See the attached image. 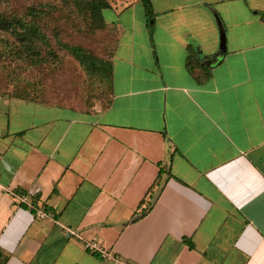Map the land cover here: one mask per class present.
Here are the masks:
<instances>
[{
  "label": "crops",
  "instance_id": "obj_1",
  "mask_svg": "<svg viewBox=\"0 0 264 264\" xmlns=\"http://www.w3.org/2000/svg\"><path fill=\"white\" fill-rule=\"evenodd\" d=\"M150 1L153 46L140 0L110 9L108 107L0 99V264H114L85 241L128 264H264V0ZM188 46L215 57L204 86Z\"/></svg>",
  "mask_w": 264,
  "mask_h": 264
},
{
  "label": "trees",
  "instance_id": "obj_2",
  "mask_svg": "<svg viewBox=\"0 0 264 264\" xmlns=\"http://www.w3.org/2000/svg\"><path fill=\"white\" fill-rule=\"evenodd\" d=\"M59 4H38L27 8L23 16H5L0 14V32L6 35L0 38V50L2 55H10L13 60L25 61L30 66L37 68L45 66L49 62L56 67L62 60L60 52L73 57L83 68L92 83L99 86H108L109 98L102 105L106 108L110 105V98L113 92L114 64L113 58L120 40L121 27L118 23H109L104 18V11L110 10L112 5L107 0H55ZM143 5L146 18L147 30L153 43L156 13L150 0H140ZM51 25L50 23H54ZM62 22L75 32L85 34L91 38L99 32L107 31L110 35L108 41L111 45L109 57H100L91 50L76 44L62 41L60 38V24ZM83 23V25L81 24ZM52 29V31H51ZM48 31H51L48 33ZM86 31V33H85ZM52 34V36H51ZM50 35V36H49ZM7 54V55H6ZM3 55V56H4ZM15 57V58H14ZM215 57H205L193 46L187 47L186 69L199 86L206 85L213 77V65ZM32 85V84H31ZM34 89L27 88L24 92H12L7 96H0V99H17L26 102L46 104L64 108L46 102L38 97L41 90L34 86ZM30 91L33 93L31 94ZM25 93V94H23ZM74 112L89 114L94 110H74ZM168 168H161L156 182V188L172 178ZM149 202L142 201L139 206L141 216H145L149 209ZM146 207L144 208V206Z\"/></svg>",
  "mask_w": 264,
  "mask_h": 264
},
{
  "label": "rangeland",
  "instance_id": "obj_3",
  "mask_svg": "<svg viewBox=\"0 0 264 264\" xmlns=\"http://www.w3.org/2000/svg\"><path fill=\"white\" fill-rule=\"evenodd\" d=\"M107 1L113 6L118 0ZM38 4L56 6L59 3L55 0H0V14L20 17L24 15L27 8ZM104 18L110 22L113 13L110 10L104 11ZM59 24L62 41L80 45L100 57L110 56L111 45L106 42L110 35L107 31L99 32L91 38L75 32L73 28H69L62 22H58ZM81 24L83 25L82 22ZM51 25L54 26L55 22L50 23ZM5 37L6 35L0 32V38ZM64 53H59L62 60L58 62L57 67L49 62L45 66L34 68L15 57L13 60L10 55L3 54V56L0 50V96L5 97L12 92H24L27 88L32 90L34 89L32 85H34L41 90L38 97L57 106L80 111L102 107L109 98L108 86L92 83L79 63ZM30 93L33 94L31 91Z\"/></svg>",
  "mask_w": 264,
  "mask_h": 264
},
{
  "label": "built area",
  "instance_id": "obj_4",
  "mask_svg": "<svg viewBox=\"0 0 264 264\" xmlns=\"http://www.w3.org/2000/svg\"><path fill=\"white\" fill-rule=\"evenodd\" d=\"M13 196L19 205L25 206L34 215V218L36 220L55 221V215L52 212L38 205V203L32 201L28 195L18 194ZM69 232L73 234L71 231ZM84 246L86 250L94 252L95 254L97 253L104 258L110 259L114 262V264H128L115 257L112 253L103 250L95 241H85Z\"/></svg>",
  "mask_w": 264,
  "mask_h": 264
}]
</instances>
